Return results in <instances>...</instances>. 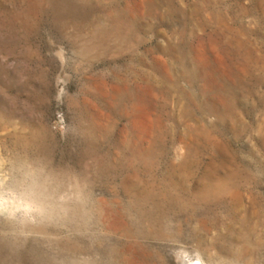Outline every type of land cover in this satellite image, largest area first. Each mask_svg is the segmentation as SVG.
Masks as SVG:
<instances>
[{"label":"rangeland","instance_id":"rangeland-1","mask_svg":"<svg viewBox=\"0 0 264 264\" xmlns=\"http://www.w3.org/2000/svg\"><path fill=\"white\" fill-rule=\"evenodd\" d=\"M0 264H264V0H0Z\"/></svg>","mask_w":264,"mask_h":264},{"label":"clouds","instance_id":"clouds-1","mask_svg":"<svg viewBox=\"0 0 264 264\" xmlns=\"http://www.w3.org/2000/svg\"><path fill=\"white\" fill-rule=\"evenodd\" d=\"M43 211V207L31 199L19 196L13 198L9 192L4 191L0 186V215L20 212L31 217L33 214H43Z\"/></svg>","mask_w":264,"mask_h":264}]
</instances>
